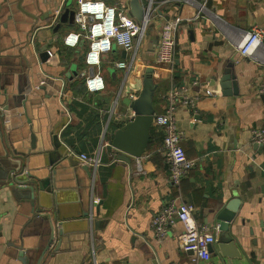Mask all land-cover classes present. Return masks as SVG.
Segmentation results:
<instances>
[{"label":"crops","instance_id":"0c3cea01","mask_svg":"<svg viewBox=\"0 0 264 264\" xmlns=\"http://www.w3.org/2000/svg\"><path fill=\"white\" fill-rule=\"evenodd\" d=\"M104 1L131 14V0ZM197 1L206 9L196 20V8L178 1L161 9L155 38L131 67L117 63L131 64L133 52L115 47L104 55L95 72L105 89L91 93L89 40L67 46L79 29L56 19L76 12L80 0H0V264H264V144L254 141L264 127V34L251 57L239 52L254 26L264 31V0ZM173 18L183 20L174 64L157 63L156 54L151 62L160 26ZM151 66L156 114L165 113L175 87L186 86L196 101L176 111L182 148L195 163L178 186L163 130L153 127L140 159L117 160L112 146L133 119L128 99L139 95ZM81 155L100 164H84ZM171 202L193 205L199 225L219 226L208 261L194 262L182 248L175 217L165 237L154 233L153 220ZM224 210L235 216L229 233L236 239L225 256Z\"/></svg>","mask_w":264,"mask_h":264},{"label":"built area","instance_id":"2783aa9c","mask_svg":"<svg viewBox=\"0 0 264 264\" xmlns=\"http://www.w3.org/2000/svg\"><path fill=\"white\" fill-rule=\"evenodd\" d=\"M139 1L145 11L141 22L119 5H109L104 0H80L75 15V23L79 32L70 33L65 38V44L69 47H76L83 36L89 40L90 50L86 63L94 71L87 80V87L91 93L102 92L105 89L102 75L96 73L95 70L100 67L103 56L112 52L115 47L126 53H135L131 64L118 62V68L126 69L135 63L137 51L150 39V33L155 27V18L158 14H163L161 9L178 1L182 5L196 8V14L192 20L198 19L206 9L205 3H199L197 0ZM182 21L181 18H173L161 24L158 46L155 50L157 63L174 64L177 35ZM263 34L264 31L260 27L254 26L246 34L239 48L240 54L243 57H251L262 44ZM49 55L52 57L51 52ZM187 91L186 86L175 87L169 91L166 96L168 104L165 113L156 114L153 122L154 127L164 132V151L170 164L171 182L176 186L195 166L182 148L181 142L184 136L176 123V111L180 105L192 108L196 106L195 99L190 97ZM261 92L264 93V83ZM207 94L212 95L210 91ZM254 141L257 144H264V127L254 132ZM80 160L84 164L95 167L100 164L98 158L87 155H81ZM195 211V207L189 203L171 202L155 217L152 227L157 237H165L175 217L184 228L179 237L182 248L187 252H193L194 262H205L210 258V247L218 241L219 226L210 228L207 225H199L194 218Z\"/></svg>","mask_w":264,"mask_h":264},{"label":"water","instance_id":"95a60500","mask_svg":"<svg viewBox=\"0 0 264 264\" xmlns=\"http://www.w3.org/2000/svg\"><path fill=\"white\" fill-rule=\"evenodd\" d=\"M129 5L131 11L130 15L135 17L137 21L141 22L145 14L144 7L142 6L141 2L139 0H131ZM75 14L76 12L74 11L66 10L64 13L56 17V19L59 20V23L61 24L63 22H67L70 18L71 23H73L75 21ZM60 24L57 25V29L60 27ZM150 52V60L151 62H155V48L150 49ZM124 53L126 54L125 51ZM46 55H48V53L42 54V59H45ZM154 72L155 68L153 66L148 67L146 69L139 95L135 99H128L127 106L134 116L129 123H127L118 131H116L114 135L112 146L116 150L117 154L115 156V159L117 160L129 162L131 158L140 159L143 157L146 150L148 149L151 140V131L154 127L153 122L156 115L154 99L158 90V84L155 83V80L153 78ZM225 80H228V78H225ZM228 86L229 85H227V87ZM223 87H226V85L224 84ZM10 124L11 120H5L3 125L9 126ZM32 139H34V136H32ZM57 142L58 141L56 140V143ZM55 155L56 154L51 155L52 161L56 160L57 157ZM57 155L60 156L61 154L57 153ZM85 171L89 177H92L93 172L90 168H85ZM41 189H43L42 186ZM47 191L51 192L50 190ZM45 206L46 204H44V207ZM234 218L235 216L233 215V213H230L228 210H224L219 215V219L223 221V224H221V230L225 232L221 236V245L219 247L223 256L226 255L223 253L224 249L227 248L226 246L230 245V247H233L236 242V239L229 233L230 224L233 222ZM213 246L214 245L210 247V253H213L214 251ZM235 255L238 254H232L227 256L233 258L236 257ZM39 261L40 260H38V262Z\"/></svg>","mask_w":264,"mask_h":264},{"label":"rangeland","instance_id":"374dc122","mask_svg":"<svg viewBox=\"0 0 264 264\" xmlns=\"http://www.w3.org/2000/svg\"><path fill=\"white\" fill-rule=\"evenodd\" d=\"M153 38H155V31L154 30L152 31V34L150 33V39H153ZM139 54L141 55L142 51H140Z\"/></svg>","mask_w":264,"mask_h":264},{"label":"trees","instance_id":"16d2710c","mask_svg":"<svg viewBox=\"0 0 264 264\" xmlns=\"http://www.w3.org/2000/svg\"><path fill=\"white\" fill-rule=\"evenodd\" d=\"M156 94H157V92H156Z\"/></svg>","mask_w":264,"mask_h":264}]
</instances>
